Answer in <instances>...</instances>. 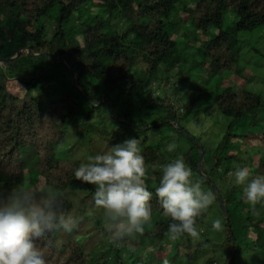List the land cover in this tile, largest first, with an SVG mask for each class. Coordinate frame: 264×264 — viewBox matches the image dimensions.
Returning <instances> with one entry per match:
<instances>
[{"label": "trees", "instance_id": "obj_1", "mask_svg": "<svg viewBox=\"0 0 264 264\" xmlns=\"http://www.w3.org/2000/svg\"><path fill=\"white\" fill-rule=\"evenodd\" d=\"M177 1L99 0V5L109 13L103 17L89 14L83 5L92 0H0V59H5L0 65V189L24 185V171L32 164L44 185H56L65 192L72 182H78L73 172L80 161L58 156L54 147L64 141L71 120L77 117L89 124L95 112L99 110L101 115L106 105L108 119L113 124L122 123L114 119L117 104L112 93L140 94L141 105L151 119V123L144 121V126L151 124L150 128L157 133L161 127L172 128V132L166 128L172 133V137H166V143L174 140L176 149L180 147L179 140L173 139L174 131L179 132L177 138L180 135L179 139L184 137L189 143L181 153L180 150L169 153L166 147L162 149L148 143L144 145L142 155L148 190L154 193L158 186L160 165L182 155L193 170V178L214 191V203L221 205L225 239L229 243L227 264H236V233L232 223L242 213L256 234L257 253H251V259H256L254 264H264V215L261 219L253 216V206L244 199L242 185L232 183L224 190L218 187L225 182L223 178L226 180L236 158L227 152L231 136L241 134L230 132L234 123L249 118L253 132L240 136L260 137L264 142V113H259L263 104L261 95L230 86L213 95L216 114L232 120L215 150L207 153L208 143L206 146L199 143L182 125L172 127L179 119L173 104L160 98L157 106L154 105L149 90L144 89L147 79H152L162 64L172 69L180 63L175 40L169 32L176 31L169 20ZM226 9L236 16L228 29L223 28ZM114 11L120 12L128 22L122 34L109 32L110 13ZM182 11L187 19L184 23L191 24L204 36L216 29L213 37L203 42L201 51L200 64L211 74L236 71L239 55L232 47L234 36L239 31H252L264 25V0H185ZM46 19L56 21L49 39L43 38ZM128 35L131 39L125 43ZM138 63L144 67L140 73L135 69ZM183 78L185 82L188 79L185 75ZM110 105L111 115L108 113ZM183 110V118H186L193 112L192 102L187 101ZM124 116L128 117V113ZM253 165L250 168L253 174L264 175L263 158ZM81 183L94 193L92 185ZM149 203L152 219L145 231L133 233L119 242H114L103 216L102 219L97 217V227L108 243L99 251H87L81 241L73 238L58 243L56 233L37 240L36 246L44 253L47 264H148L142 257L143 249H149L146 253L153 257L162 243L172 241L175 243L172 260L178 245L192 243V240L187 235L169 239L167 228L171 218L164 213L155 195ZM72 208L66 198V211L71 213ZM208 210L197 217V226ZM145 243L148 245L143 248Z\"/></svg>", "mask_w": 264, "mask_h": 264}, {"label": "rangeland", "instance_id": "obj_2", "mask_svg": "<svg viewBox=\"0 0 264 264\" xmlns=\"http://www.w3.org/2000/svg\"><path fill=\"white\" fill-rule=\"evenodd\" d=\"M184 3L185 0L176 2L169 20L172 25L171 28L176 30L174 32L169 30V32L175 40L180 63L172 69H166V66L162 64L154 77L147 79L144 89L149 90V94L155 101L153 104L156 106L157 99L162 98L163 101H170L173 104L177 118H179L176 121L177 124L172 125V127L182 125L190 134L195 135L190 130L189 124L194 119H199L202 113H207L213 121L212 127L206 129L203 135H195V137L204 146L208 143L207 153H209L215 150L217 142L227 130L228 122L232 120L230 117L216 114L215 106L212 104L214 94L227 86L237 90L242 87L259 93L263 101L259 113H264V25L252 31H239L234 36L232 47L239 55L236 71L211 74L206 68H202L200 64L203 60L201 51L203 42L210 40L216 33V29L204 36L195 30L191 24L184 23V20H187L182 11ZM83 5L88 9L89 14H99L103 17H107L109 14L104 7L99 5V0H92L91 3L86 2ZM110 16L112 20L109 32L122 34L128 22L120 12L114 11L110 13ZM235 20V14L230 9H226L223 28L228 29L233 26ZM55 28L56 21L46 19L43 38L49 39ZM130 39L131 35H128L124 42L128 43ZM29 45L31 44L29 43ZM0 65H2L1 62ZM135 69L137 73H140L144 70V67L138 63ZM183 75L188 78L186 82ZM112 96L116 99L117 104L114 119L122 123L113 124L108 119V114H106L108 107L106 105L103 106L101 115H99V110L95 112L94 119L89 124H85L79 118L74 117L67 127L64 141L54 147V151L58 156L78 159L82 163L87 156L102 154L108 151L111 146L134 137L140 139L141 149L147 143L160 146L162 149L166 147L164 145L167 144L166 137H172V133L169 134L168 131L173 129L161 127L157 133L150 128L151 124L144 126L143 122H150L151 119H148L150 118L149 113L146 114L141 105L140 94H124L116 91L112 93ZM187 101L192 102L193 112L183 118V112L185 111H182V109ZM147 110L149 111V109ZM195 110L197 112H194ZM111 111L112 107L110 105L109 115L112 114ZM160 112L163 113L161 110ZM125 113H128V117L124 116ZM100 119L102 120L101 123H99ZM253 129L254 127L249 123V118H246L234 123L230 132L232 134L241 133L240 135H242L253 132ZM178 133L177 131L173 132V139L179 140L181 149H176V151L180 150L181 153L188 148L189 143L184 137L179 139L180 135L177 138ZM240 135L231 136L230 138V147L227 152L236 155V158L230 165V172L227 174L226 180L223 178L225 182L218 185L221 190H224L227 187L226 185L231 187V184L235 183L231 173L237 167H242L245 164L244 161L246 162L244 167L250 169L254 166V162H258L261 158L264 159L263 139L260 137L246 138ZM208 158L207 155V161ZM24 181V185L36 183L44 185L43 178L36 173L32 164H29L24 171ZM72 183L66 189L65 194L67 200L73 206L71 213L74 212L80 217L81 223L72 234L56 233V241L61 243L73 238L81 241L87 251H99L108 245L96 223L97 217L102 219V212L94 205L91 188L83 186L80 181ZM203 187L206 188L204 185ZM220 206L217 203L213 204L203 222L197 226L198 231L201 233L200 236L198 238L190 237L192 243L178 245L179 249L175 252L172 260L170 258L175 247V243L172 241L162 243V248L156 250L153 257H148L149 252L146 253V251H150L149 249L146 251L143 249L144 246L148 245L145 243L143 248L141 247L145 253L142 254L143 259L148 264H227L230 259H227L229 243L225 239L224 217ZM252 209L253 216L256 219H261L264 215V203L257 204ZM215 219L221 220L219 229L212 228V222ZM232 225L236 233V264H254L256 259L254 261L251 259V253H257V249L254 248L256 234L252 224L242 213L233 220ZM189 252H192L191 255ZM263 253L258 255L262 257Z\"/></svg>", "mask_w": 264, "mask_h": 264}, {"label": "clouds", "instance_id": "obj_3", "mask_svg": "<svg viewBox=\"0 0 264 264\" xmlns=\"http://www.w3.org/2000/svg\"><path fill=\"white\" fill-rule=\"evenodd\" d=\"M212 124L210 116L202 113L189 128L200 136ZM140 144L139 138L126 139L102 154L87 156L73 172L76 180L95 186L94 205L114 242L145 231L152 219L153 195L171 218L169 239L198 238L197 217L214 204L216 193L193 178L182 155L160 165L158 186L154 193L149 191ZM176 148L174 140L166 145L169 153ZM231 175L243 186L246 202L253 207L264 203V175L253 174L248 167H237ZM80 223V217L66 211V194L56 185L18 184L0 190V264H47L35 242L51 233L72 234ZM220 227L221 220L215 219L212 228Z\"/></svg>", "mask_w": 264, "mask_h": 264}, {"label": "water", "instance_id": "obj_4", "mask_svg": "<svg viewBox=\"0 0 264 264\" xmlns=\"http://www.w3.org/2000/svg\"><path fill=\"white\" fill-rule=\"evenodd\" d=\"M18 52H19V50L13 55L12 58H14V57L18 54ZM4 60H5V59H0V62H2V61H4ZM220 203L223 204V201L220 200ZM224 210H225V208H224ZM225 211H226V210H225Z\"/></svg>", "mask_w": 264, "mask_h": 264}]
</instances>
